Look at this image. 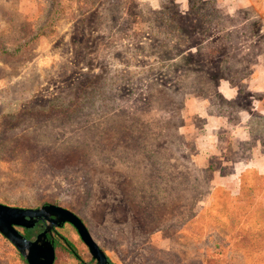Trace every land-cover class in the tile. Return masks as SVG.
<instances>
[{"label":"rangeland","instance_id":"obj_1","mask_svg":"<svg viewBox=\"0 0 264 264\" xmlns=\"http://www.w3.org/2000/svg\"><path fill=\"white\" fill-rule=\"evenodd\" d=\"M0 204L112 264H264V0H0Z\"/></svg>","mask_w":264,"mask_h":264},{"label":"water","instance_id":"obj_2","mask_svg":"<svg viewBox=\"0 0 264 264\" xmlns=\"http://www.w3.org/2000/svg\"><path fill=\"white\" fill-rule=\"evenodd\" d=\"M38 221H45L46 226L34 240L27 239L17 230V228L30 229ZM66 223L76 229L97 264H107L103 251L92 240L81 220L72 212L55 205L22 209L0 204V234L17 249L27 264H53L54 246L47 235Z\"/></svg>","mask_w":264,"mask_h":264},{"label":"trees","instance_id":"obj_3","mask_svg":"<svg viewBox=\"0 0 264 264\" xmlns=\"http://www.w3.org/2000/svg\"><path fill=\"white\" fill-rule=\"evenodd\" d=\"M23 231H24L23 236L26 237L27 239H29V236H30L31 230L23 229ZM51 236H52V235H51ZM51 236L48 238L49 240L51 239ZM51 240H52V239H51ZM63 241L65 242V244H66L67 248L69 249V251H70L75 257H77L76 252H75L73 246H72V245H71V244H70L65 238H63ZM54 245H56V243H55ZM107 264H112V263L109 261L108 258H107Z\"/></svg>","mask_w":264,"mask_h":264},{"label":"flooded vegetation","instance_id":"obj_4","mask_svg":"<svg viewBox=\"0 0 264 264\" xmlns=\"http://www.w3.org/2000/svg\"><path fill=\"white\" fill-rule=\"evenodd\" d=\"M45 226H46V222L45 221H43V222L42 221H38L37 223L34 224V226L32 228L26 229V230H33V229L39 228V232L37 233V235H38L39 233H41L44 230ZM21 229H25V228H21ZM51 235H52V233L47 235V238H49Z\"/></svg>","mask_w":264,"mask_h":264}]
</instances>
